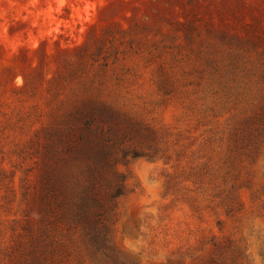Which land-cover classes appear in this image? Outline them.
Instances as JSON below:
<instances>
[{
    "label": "rangeland",
    "instance_id": "1",
    "mask_svg": "<svg viewBox=\"0 0 264 264\" xmlns=\"http://www.w3.org/2000/svg\"><path fill=\"white\" fill-rule=\"evenodd\" d=\"M74 96L141 155L97 246L57 223L34 250L23 193ZM0 264H264V0H0Z\"/></svg>",
    "mask_w": 264,
    "mask_h": 264
},
{
    "label": "trees",
    "instance_id": "2",
    "mask_svg": "<svg viewBox=\"0 0 264 264\" xmlns=\"http://www.w3.org/2000/svg\"><path fill=\"white\" fill-rule=\"evenodd\" d=\"M113 115L111 107L96 97L74 96L71 106L55 116L57 126L47 132L38 150L34 190L23 193L42 223L34 250H54L53 231L47 239L57 223L81 228L91 246L102 240L105 213L125 193V179L115 169L117 160L141 155L121 150L123 140L111 134Z\"/></svg>",
    "mask_w": 264,
    "mask_h": 264
}]
</instances>
